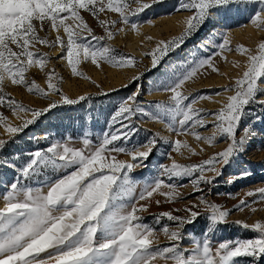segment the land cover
Listing matches in <instances>:
<instances>
[{"label": "snow or ice", "instance_id": "1", "mask_svg": "<svg viewBox=\"0 0 264 264\" xmlns=\"http://www.w3.org/2000/svg\"><path fill=\"white\" fill-rule=\"evenodd\" d=\"M159 2L0 0V108H6L22 121L19 126H13L0 112V127L4 132L14 137L36 118L59 106L57 102H50L41 110L28 108L6 91L8 86L25 89L29 94L43 98L59 95L65 105L88 99L80 96L74 100L62 94L63 78L55 69L46 71L50 57L40 52L41 46L59 48L62 53L59 59L66 61L74 77L88 79L78 70L81 63L87 61L97 68L101 64L114 68L135 67L138 61L117 53L110 42L125 29L139 34L142 25L133 18ZM233 9L248 12L251 26L264 32V0H178L175 10L191 14L183 21L184 29L179 37L158 41L147 54L153 68L212 16L227 14ZM82 13H88L104 35H95ZM112 14L115 19L111 18ZM51 33L56 34L54 39L49 38ZM218 47L217 55L233 51L228 36L223 37V43ZM235 52L246 57L245 70L233 81L232 87L223 90L234 94L227 96V102L217 111L195 107L198 102L211 100V97H189L183 91L186 83L194 81L201 69L207 67L212 72H219L209 58L200 60L164 85L170 95L166 103L155 104L156 112L134 106L138 92L123 101L111 117L112 125L119 124V127L105 132L99 143L93 144L85 133L82 147L57 142L45 151L30 153L29 161L19 170L21 177L25 181L40 176L45 178L37 180L35 187L19 181L11 183L0 197L3 201L0 207V264H237L241 257L251 258L253 264H261L264 261V222L249 225L236 221L237 226L253 232V238L213 245L212 237L221 225L228 223L231 213L221 205L209 202L203 195L197 197L198 203L183 209L186 216L173 215L181 209L156 216L157 223L166 218L175 225L173 228L165 224L160 229L169 241L167 246H159L160 232L143 223L140 215L148 211L151 203L160 205V200H153L155 195L164 197L166 203H175L182 197L178 189L184 185L166 183L165 177L168 181L187 178L194 193L202 194V185H213L223 175L222 169L238 158L257 135L254 128L257 121H249L242 129L241 122L250 114L249 107L255 105L264 109V38L255 49L238 45ZM233 66L241 67L235 62ZM32 69L45 74L46 88H42L35 78H30ZM29 115L30 119L24 118ZM137 115L164 123L176 136L191 135L209 147L226 140L227 147L198 164H181L169 155L171 163L161 164L158 176L145 183L137 196L136 181L131 173L138 167H146L144 162L152 155L159 140L170 143L171 151L181 156L182 150L190 155L197 154L187 141H169L156 134L143 143L127 146V141L139 131L132 123ZM209 120L212 134L202 136L196 129L208 130ZM238 133H242L239 138ZM6 143L0 139V149ZM115 154H124L130 160L118 159ZM250 175L245 170L237 178ZM234 182L232 177L227 180L228 184ZM245 195L258 197L253 203L264 204V187ZM246 208L252 213L259 210L246 199H241L235 210L243 212ZM202 214H206V226L200 233L203 239L194 238L191 249L183 247L182 241L188 235L184 232L185 227L196 223Z\"/></svg>", "mask_w": 264, "mask_h": 264}, {"label": "rangeland", "instance_id": "2", "mask_svg": "<svg viewBox=\"0 0 264 264\" xmlns=\"http://www.w3.org/2000/svg\"><path fill=\"white\" fill-rule=\"evenodd\" d=\"M143 2L151 3V0H143ZM177 5L178 0H160L159 3L153 4L152 7L146 9L138 17L133 18L140 24L148 22L150 17H154V20L161 17L166 19L181 18V24H178L179 30L176 28L165 29L164 26L158 24L155 25V29H157L153 35L144 33L142 39H144L145 43L140 46L143 48L141 54H135L128 50L126 44L131 42L127 37L128 29H125L124 32H118L110 42L111 47L117 53L134 57L138 61L135 67L114 68L107 64H101L97 68L90 61H87L81 63L78 69L88 77V79H83L72 76L66 61L59 59L62 55L59 48L40 47V52L47 53L50 57L46 71L55 69L56 73L63 78V83L61 84L62 94L74 100H78L80 96H86L88 99L75 105H65L60 100L59 95L43 98L29 94L25 89L19 87L8 86L6 88V91L11 96L28 108L41 110L47 108L50 102H57L59 106L36 118L33 124L14 137H9L8 134L3 133L1 131L3 128L0 127V139L7 142L0 149V197L9 189L11 183L19 181L20 184H28L35 187L37 186V180L45 178L40 176L31 181H25L21 177L19 170L29 161L30 153L38 150L45 151L51 144L57 142L69 143L73 147H82V139L85 133H87V138L93 144L99 143L105 132L119 127V124L112 125L111 121V117L118 106L137 92L138 95H136L134 106L149 112H156L155 104L166 103L170 95L169 92L164 90V85L183 72L190 70L200 60L211 58L219 72H212L207 67L201 69L200 74L197 75L194 81L186 83L183 89L184 93L189 97L200 95L211 97V100H202L195 105V107L208 112L217 111L227 102V96L234 93L223 90L232 87L233 81L240 77L245 70L243 65L246 63V57L237 54L235 48L238 45H244L255 49L257 43L264 38V32L259 31L258 33V30L254 28L255 33L258 34L256 35V43L254 40L252 44L229 37L233 51L223 52L222 56L226 57V59L222 58L221 55H217L220 51L218 45L223 43V37L225 36H222V34L214 37V46H208L205 51L198 52V44L208 38L212 31L218 27H233L232 29L234 30H244L249 27V13L237 12L233 9L227 14L212 16L198 31L186 39L179 48L170 51L160 60L159 65L153 68L151 57L147 54L156 47L158 41H168L174 37H179L184 29L183 21L191 14L187 11H176ZM82 15H84L89 26L93 28L95 35H104L103 30L88 13H82ZM111 18L115 19V14H112ZM41 35L43 36L44 33L42 32ZM55 35V33H51L49 38L54 39ZM148 37H152V39L148 40ZM187 51H192L194 54L188 57L186 56ZM234 62L239 63L241 67H234ZM29 76L30 78H35L42 88H46L47 81L44 73L38 69H32ZM137 76L140 77L139 80L134 79ZM0 112L8 117L9 123L13 126H19L22 123L21 119L12 116L11 112L6 108H0ZM248 113L250 114L246 115L241 122V129L249 121L255 120L257 122L254 124V128L257 135L250 141L246 150L238 158L222 169L223 175L218 177L211 186L202 185L204 188L202 194L194 193L193 186L187 178L168 181L165 177L166 183L184 185L178 189L182 197L177 199L175 203H166L164 197L155 195L153 200L158 199L161 203L157 206L153 202L147 212L140 213L143 223L150 225L158 232H160L162 225L165 224L174 228L175 225L172 222H168L166 218L157 223L156 216L162 212L173 211V209H181V211L173 212V215L186 216L187 213L183 209L198 203L197 197L203 195L209 202L221 205L231 213L228 223L221 225L212 237L213 245L227 240L253 238V232L245 230L234 223L243 221L251 225L257 221L264 222V204L253 203L258 197H247L245 195L248 191L264 187V109L253 105L249 107ZM24 118L30 119L31 116ZM132 123L139 131L135 132L127 141V146L129 147L143 143L156 134L169 141L176 139L187 141L189 146L197 153L196 155H190L186 150H182L183 156H181L171 151L170 143L159 140L153 149L152 155L144 162L146 167H138L131 173V176L136 181L137 196L145 183L153 181L158 176L161 164L171 163L168 158L169 155L181 164H198L223 151L228 143L225 140L213 147H209L202 142H197L191 135L176 136L175 133L166 129L164 123L153 122L143 115L134 116ZM196 131H199L202 136H210L212 134L211 121L209 120L208 130L197 128ZM241 134L238 133V138ZM201 149H203L202 152ZM115 155H117L118 159L130 160V157L124 154ZM245 170L250 172L251 175L237 178ZM229 177H232L235 182L228 184L227 180ZM241 199H246L250 205L259 210L256 213H252L247 208L243 212L235 210ZM141 203L145 202L141 201ZM2 206L3 201L0 200V207ZM205 216L206 214H202L196 223L185 227L184 232L188 233V235L182 241L183 247L191 249L194 238L203 239L200 233L206 226ZM168 244L169 241L160 232L159 246L163 247ZM237 264H253V262L251 258L241 257L237 259ZM261 264H264V261H261Z\"/></svg>", "mask_w": 264, "mask_h": 264}, {"label": "bare ground", "instance_id": "3", "mask_svg": "<svg viewBox=\"0 0 264 264\" xmlns=\"http://www.w3.org/2000/svg\"><path fill=\"white\" fill-rule=\"evenodd\" d=\"M163 18L161 17V18L154 20V17H150L149 21H152V23L149 24L148 22H146V23L141 24L142 26L140 28L139 34H136L128 29L127 37L129 38L131 42H133V43L127 42L126 45H127L128 50L132 51L135 54H141V52L143 51V48H141L140 46L141 44L143 45L145 43L142 37L144 33H149L153 35L157 29V28L155 29V25L160 24L164 26L165 29L166 28L178 29V24L180 23V20H181L180 17H175V18H170V19H166V18L163 19ZM248 25L249 27L248 28L246 27V29L244 30L242 29L234 30L232 29L233 27L232 28L231 27H226V28L218 27L216 30L212 31L211 35H209L208 38H205L201 43L198 44L197 51L202 52V51H205L208 46L210 47L214 46L213 39L214 37H218V35L220 34H222V36L224 35L228 36V38L229 37L235 38L238 41L240 40L242 42H249L250 44H252L255 40V43H256V37H257L256 35L259 33V31L258 33H255V30L251 26V24H248ZM192 54H194V52L192 51L186 52V56L188 57L191 56ZM1 131L5 133L4 129H2Z\"/></svg>", "mask_w": 264, "mask_h": 264}]
</instances>
